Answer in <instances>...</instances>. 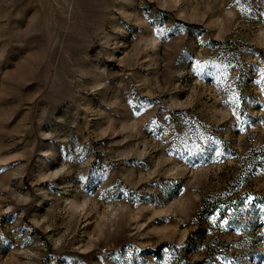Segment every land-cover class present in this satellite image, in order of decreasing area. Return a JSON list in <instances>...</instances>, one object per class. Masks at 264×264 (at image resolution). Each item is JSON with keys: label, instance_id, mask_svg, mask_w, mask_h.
<instances>
[{"label": "rangeland", "instance_id": "1", "mask_svg": "<svg viewBox=\"0 0 264 264\" xmlns=\"http://www.w3.org/2000/svg\"><path fill=\"white\" fill-rule=\"evenodd\" d=\"M0 264H264V0H0Z\"/></svg>", "mask_w": 264, "mask_h": 264}]
</instances>
